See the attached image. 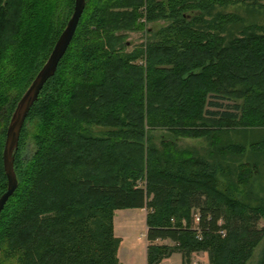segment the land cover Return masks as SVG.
I'll return each mask as SVG.
<instances>
[{"label": "trees", "instance_id": "16d2710c", "mask_svg": "<svg viewBox=\"0 0 264 264\" xmlns=\"http://www.w3.org/2000/svg\"><path fill=\"white\" fill-rule=\"evenodd\" d=\"M237 4L248 18L224 11ZM72 7L0 0V194L6 124ZM13 169L0 264H119L112 216L124 208L146 210V264L173 252L264 264V0H85Z\"/></svg>", "mask_w": 264, "mask_h": 264}, {"label": "water", "instance_id": "95a60500", "mask_svg": "<svg viewBox=\"0 0 264 264\" xmlns=\"http://www.w3.org/2000/svg\"><path fill=\"white\" fill-rule=\"evenodd\" d=\"M84 3L85 0H73L72 11L67 18L64 27L53 43L47 58L37 70L25 90L19 96L10 114L5 127L4 141L1 152V162L6 178V187L5 190L0 194V211L5 201L12 194L17 185L13 169V154L17 148L19 132L23 125L24 119L30 107L36 101L44 82L53 75L57 62L64 53L73 35L78 18L84 7Z\"/></svg>", "mask_w": 264, "mask_h": 264}, {"label": "rangeland", "instance_id": "374dc122", "mask_svg": "<svg viewBox=\"0 0 264 264\" xmlns=\"http://www.w3.org/2000/svg\"><path fill=\"white\" fill-rule=\"evenodd\" d=\"M224 11H235L239 15H242V16L248 18V16L243 11V7L238 5V4L233 5V6H227L224 8ZM249 18L260 21L261 16L252 14L249 16ZM165 23H166L165 20H158L155 22L147 23L146 26H147V28L154 30L159 25H164ZM144 35H145V33L143 34V32H139V31L127 33V40L130 42V45L126 46V50H130L133 46L140 43L143 40ZM230 135H231V137H233L235 139L237 138V135L234 133L230 134ZM177 144L180 146H184V147H193L196 150L201 152L203 150L205 144H206V141L204 138H182V139H177ZM258 185H260V183L256 184V186H258ZM261 186H263V185L261 184ZM136 212H138V211L120 210L119 209V210L115 211V222L119 223V220L123 221L122 219L127 218V217H131ZM141 212L142 213L146 212L145 208H142ZM191 214L194 217V215H196V211L194 209H192ZM261 225H262V222L258 221L257 226H261ZM117 232H118V234H127L128 236H130L132 234L138 235L137 234L138 233V227L137 228L136 227L129 228L128 226L124 225L123 228ZM166 242H167V244H171V242H169L168 240H158V243H166ZM173 257L176 258V255H173L172 258ZM202 258H204V255H202L201 253L191 254V261H193L194 263L201 261ZM119 260H120L121 264H143V254L140 250H136L135 252H133V251L126 250L123 247L120 249V252H119Z\"/></svg>", "mask_w": 264, "mask_h": 264}, {"label": "crops", "instance_id": "0c3cea01", "mask_svg": "<svg viewBox=\"0 0 264 264\" xmlns=\"http://www.w3.org/2000/svg\"><path fill=\"white\" fill-rule=\"evenodd\" d=\"M117 210H119V209H116L113 211L112 231H113L114 236H116L119 239L118 246L116 249V257H117L118 263L121 264V262L119 260V252H120V249L124 247V249L129 250V251H133V252H135L136 250H140L143 254V264H146L145 249H146L147 242L145 239L146 226L144 223V217H145L146 212L142 213L141 212L142 208L120 209V210H134V211H138V212L133 214L131 217L124 218V219H122L123 221L119 220V223H116L115 222V211H117ZM124 225L128 226L129 228H132V227L137 228L138 227V233H137L138 235L132 234V235L128 236L127 234H118L117 231H120V229H122ZM158 240L159 239L155 240L154 243H158ZM163 240H167V239H163ZM158 244H167V242L166 243H158ZM198 253H201L202 255H204V258H202V260L199 261L198 263H206L207 258H206L205 252H198ZM173 255H176V258L175 257L172 258ZM190 261H191V256H190ZM180 263H181L180 254L177 252H173L169 256L162 258L157 264H180ZM191 264H195V263L193 261H191Z\"/></svg>", "mask_w": 264, "mask_h": 264}, {"label": "built area", "instance_id": "2783aa9c", "mask_svg": "<svg viewBox=\"0 0 264 264\" xmlns=\"http://www.w3.org/2000/svg\"><path fill=\"white\" fill-rule=\"evenodd\" d=\"M194 221H195V222L197 221V217H196V215H194Z\"/></svg>", "mask_w": 264, "mask_h": 264}]
</instances>
